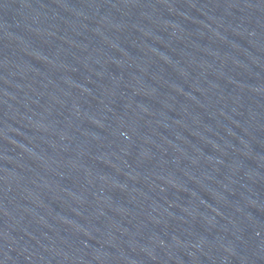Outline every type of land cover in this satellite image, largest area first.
Listing matches in <instances>:
<instances>
[{
	"label": "water",
	"instance_id": "water-1",
	"mask_svg": "<svg viewBox=\"0 0 264 264\" xmlns=\"http://www.w3.org/2000/svg\"><path fill=\"white\" fill-rule=\"evenodd\" d=\"M0 264H264V0H0Z\"/></svg>",
	"mask_w": 264,
	"mask_h": 264
}]
</instances>
